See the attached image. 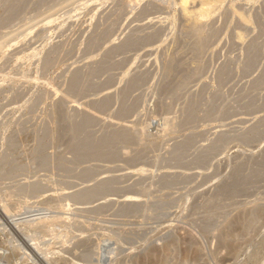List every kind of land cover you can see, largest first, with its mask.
<instances>
[{
	"label": "rangeland",
	"instance_id": "374dc122",
	"mask_svg": "<svg viewBox=\"0 0 264 264\" xmlns=\"http://www.w3.org/2000/svg\"><path fill=\"white\" fill-rule=\"evenodd\" d=\"M205 1L0 0L2 264H264V0H211L204 15ZM198 20L211 32L203 53ZM125 128L130 140L96 151ZM76 134L96 152L78 155ZM90 185L91 199L62 195ZM132 194L141 204L124 205ZM50 215L68 227L32 236L24 219Z\"/></svg>",
	"mask_w": 264,
	"mask_h": 264
},
{
	"label": "bare ground",
	"instance_id": "6f19581e",
	"mask_svg": "<svg viewBox=\"0 0 264 264\" xmlns=\"http://www.w3.org/2000/svg\"><path fill=\"white\" fill-rule=\"evenodd\" d=\"M8 1V0H7ZM12 1L13 0H11V2L10 3H12ZM15 3L17 2V1H14ZM189 2V0H182V5H184V6H186L187 5V3ZM7 3H9V2H7ZM18 3V2H17ZM11 5V4H10ZM17 5V4H16ZM15 5V6H16ZM18 5H20V4H18ZM17 5V6H18ZM203 5H204V7L202 8V12H203V14L204 15H206V14H208L209 12H210V6H211V0H206L204 3H203ZM8 6H9V4H8ZM13 10V9H12ZM16 10V9H15ZM14 10V11H15ZM17 11H19V10H17ZM11 12V11H10ZM19 13V12H18ZM18 13H16V14H18ZM13 14H15L14 12H13ZM9 15V14H8ZM7 15V16H8ZM9 16H11V15H9ZM17 16V15H16ZM3 18V17H2ZM7 18V17H6ZM10 18V17H9ZM2 20V19H1ZM5 20V19H4ZM5 22V21H4ZM192 33H194V35H195V37H194V35H193V37L194 38H192V39H194L193 41H194V44H193V47H194V49L196 50V51H198V52H200V53H203L204 52V50L206 49V47L208 46V43H209V38H210V35H211V32L208 30V29H204L203 28V23H202V21H200V20H198V21H196L194 24H193V26H192ZM5 35V34H4ZM6 35H8V34H6ZM150 37V36H149ZM145 38V37H144ZM148 38V37H147ZM130 39V38H129ZM134 39V38H133ZM3 40V39H2ZM2 40H0L1 42H0V50L5 46H3L2 47V45L4 44L3 42H2ZM9 40V39H8ZM7 40V41H8ZM13 40V39H12ZM139 40V39H138ZM143 40V39H142ZM131 41V40H130ZM5 42H6V40H5ZM9 42V41H8ZM127 42H129V41H127ZM126 42V43H127ZM133 42H135V41H131V42H129L128 43V45L129 46H131V44L133 43ZM126 43H123V44H125V48H127V46H126ZM136 43V42H135ZM6 44V43H5ZM97 44V43H96ZM120 45V44H119ZM95 46V45H94ZM116 46V45H115ZM90 47H91V44H90ZM117 47V49L119 48L118 46H116ZM122 47V46H121ZM132 47V46H131ZM92 48V47H91ZM111 48H113V47H111ZM108 49H106V51H107ZM114 50V49H113ZM119 50V49H118ZM124 50V49H123ZM109 51V50H108ZM111 51V50H110ZM115 51V50H114ZM117 52V51H116ZM105 54V53H104ZM109 54V53H108ZM113 55V54H112ZM105 56V55H104ZM108 56V55H107ZM103 57V56H102ZM112 58H113V56H111ZM104 58H106V57H104ZM104 60V59H103ZM108 60V59H107ZM109 62V61H108ZM107 62V63H108ZM112 62V61H111ZM110 62V63H111ZM94 63H96V62H94ZM99 63V62H98ZM97 63V64H98ZM102 63V62H101ZM103 63H104V61H103ZM115 63V62H114ZM102 65V64H101ZM115 65V64H114ZM93 66V65H92ZM111 66V65H110ZM98 67H100L101 68V66L99 65ZM112 67H114V66H112ZM111 67V68H112ZM93 67H91V69H92ZM104 68V67H103ZM94 71V70H93ZM75 72H78V71H75ZM81 72V71H80ZM80 72L78 73V74H80ZM86 73V72H85ZM87 74V73H86ZM96 74V73H95ZM87 75H89V74H87ZM82 76H85V74H83ZM74 77V76H73ZM80 78H83V77H81V74H80ZM90 78H91V76H90ZM84 79V78H83ZM137 79H138V76H137ZM256 79H258V78H256ZM261 79H263V78H261ZM260 79V80H261ZM77 81H78V77L77 76H75L74 78H73V86L74 87H72L73 89L78 85V83H77ZM71 82V81H70ZM70 82H68V83H70ZM79 82V84H80V81H78ZM84 82H87L85 79H84ZM83 82V84L82 85H84L85 83ZM91 82V81H90ZM261 82V81H260ZM259 82V83H260ZM87 83H89V82H87ZM94 83V82H93ZM137 83V82H136ZM258 84V83H257ZM69 85V84H68ZM86 86H88V87H90L89 86V84L87 85V84H85ZM92 85V84H91ZM94 85V84H93ZM131 85V84H130ZM260 85V84H259ZM69 86H71V85H69ZM80 86V85H79ZM86 86H84V87H86ZM82 87V86H81ZM79 87V89H82V88H84V87ZM127 87H129V86H127ZM126 87V88H127ZM71 88V87H70ZM130 88H131V86H130ZM90 89V88H89ZM125 89V88H124ZM82 90H84V89H82ZM86 90V89H85ZM128 90V89H127ZM130 90V89H129ZM72 91H76V90H72ZM78 91V90H77ZM80 91V90H79ZM88 91V90H87ZM122 91V90H121ZM125 91V90H124ZM86 92V91H85ZM111 92V91H110ZM108 93L107 95H105L106 97L105 98H108V97H110V96H112V94L111 93ZM82 93V92H81ZM126 93V92H125ZM114 94V93H113ZM78 95V94H77ZM73 96H75V95H73ZM115 96V95H114ZM126 97V96H125ZM101 98V97H100ZM103 98V97H102ZM124 98V97H123ZM94 99V98H93ZM91 100V99H90ZM107 100V99H106ZM87 101V100H86ZM102 101H103V103L101 104L102 106H105L106 104H107V101L104 103V99H102ZM97 103H98V100L96 101ZM124 102H126V101H124ZM86 103V102H85ZM109 103H110V99H109ZM88 104V103H87ZM90 104V103H89ZM94 104H96V103H94ZM77 105H79V104H76L75 106L76 107H81L80 105L79 106H77ZM86 105V104H85ZM92 105V104H91ZM192 105H195V104H193L192 103ZM89 106V105H88ZM101 106V107H102ZM126 106V105H125ZM125 106H124V108H125ZM82 107H83V105H82ZM85 107V106H84ZM94 107V106H93ZM106 107V106H105ZM104 107V108H105ZM195 107V106H194ZM90 108V107H89ZM96 108V107H95ZM97 108H99V107H97ZM123 108V107H122ZM130 108V107H129ZM79 109V108H78ZM81 110H82V108H80ZM79 109V110H80ZM84 109V108H83ZM86 109V108H85ZM126 109V108H125ZM73 110V109H72ZM78 110V111H79ZM91 110H94V109H92L91 108ZM90 110V111H91ZM96 110V109H95ZM98 110H100V109H98ZM105 110V109H104ZM124 110V109H123ZM74 111H75V109H74ZM92 112H94V111H92ZM98 112V111H97ZM124 112V111H123ZM70 113V112H69ZM74 113V112H73ZM81 113V112H80ZM67 114V113H66ZM75 114V113H74ZM83 114V113H82ZM85 114H86V112H85ZM96 114V113H95ZM95 114H92V116L93 115H95ZM78 115V114H77ZM84 115V114H83ZM91 114H89L88 113V115L86 114L85 116H86V118L85 119H87V120H89V119H91V118H93L92 116H90ZM71 116V115H70ZM72 116H74V115H72ZM90 116V117H89ZM61 118V117H60ZM72 118V117H71ZM70 118V119H71ZM75 118V117H74ZM52 119V118H51ZM59 119V118H58ZM177 119V118H176ZM50 120V119H49ZM49 120H47L46 122H48ZM60 120H62V119H60ZM65 120V119H64ZM73 120H75V119H73ZM78 120H79V118H78ZM93 120V119H92ZM95 120V119H94ZM167 120V128H166V130L164 131V132H166V131H168V133H169V129H170V127H169V123H170V119H169V117H168V119H165V121ZM172 120H174V118L172 119ZM56 121V120H55ZM59 121V120H58ZM70 121V120H69ZM72 121V120H71ZM80 121H82L81 119H80ZM45 122V123H46ZM51 122V121H50ZM64 122V121H63ZM67 122V121H66ZM76 122V121H75ZM86 122V121H85ZM87 122H89V121H87ZM90 122H92V121H90ZM89 122V123H90ZM94 122V121H93ZM57 123V122H56ZM175 123V122H174ZM47 124V123H46ZM51 124V123H50ZM67 124V126L66 127H68V122L66 123ZM76 124V123H75ZM80 124V123H79ZM172 124V123H171ZM48 125H49V123H48ZM71 125H72V123H71ZM77 125L78 124H76V126L74 127V128H76L77 129ZM84 125V124H83ZM82 125V126H83ZM166 124H164V126H165ZM44 126H45V124H44ZM43 126V127H44ZM73 126V125H72ZM85 126V125H84ZM86 126H87V123H86ZM46 127H47V125H46ZM53 127V126H52ZM52 127H51V129H52ZM58 127V126H57ZM64 127V126H63ZM89 127V126H88ZM173 127H175L174 125H173ZM25 128V127H24ZM23 128V129H24ZM45 128V127H44ZM49 128H50V125H49ZM37 129V128H36ZM35 129V130H36ZM40 129V128H39ZM46 129V128H45ZM58 129V128H57ZM66 129H68V128H66ZM126 129V128H125ZM129 129V128H128ZM134 129V128H133ZM138 129V128H137ZM142 129H144V128H142ZM173 129V128H172ZM171 129V131L172 132H174L173 130ZM38 130V129H37ZM36 130V131H37ZM74 130V129H73ZM80 130V129H79ZM114 130V129H113ZM118 130V129H117ZM113 131V134L110 136V138H108V140H103V141H101V140H99V143L97 144V149H96V147H95V149H96V151L97 150H99V148L101 149H104V147H110V146H112L115 142H118V140H124V139H126V140H130L131 138H130V133L132 132L131 130L129 131V130H127V131H125V132H127L126 134H124L123 133V131H120V130H118V131ZM122 130V129H121ZM124 130V129H123ZM41 131V130H40ZM65 131V130H64ZM77 131H78V129H77ZM137 131V130H136ZM141 131H143L144 133H145V131L146 130H141ZM39 132V131H38ZM46 132V131H45ZM62 132V131H61ZM70 132V131H69ZM73 133H74V131H72ZM79 132V131H78ZM87 132V131H86ZM130 132V133H129ZM221 132V131H220ZM23 133V132H22ZM42 133V132H41ZM48 133H49V131H48ZM53 133V132H52ZM82 133V132H81ZM90 133H92V132H90ZM129 133V134H128ZM138 133V132H137ZM141 133V135H143L142 134V132H140ZM140 133H138V134H140ZM219 133V132H218ZM222 133H224V132H222ZM24 134V133H23ZM128 134V135H127ZM136 134V133H135ZM134 134V135H135ZM147 134V133H146ZM146 134H144V135H146ZM165 134H167V133H165ZM26 135H28V134H26ZM45 135H46V133H45ZM44 135V136H45ZM52 135V134H51ZM75 135V134H74ZM77 135L78 134H76V136L75 137H77ZM89 135V134H88ZM86 136V135H84L85 137L84 138H82L81 136H79L78 137V140H76V139H74L75 141H73V146L72 145H70L71 146V148L73 149V150H75V152L78 154V155H80L81 157H83L82 156V154L83 153H93L94 154V152H96L95 151V149H93L94 147V145H91V138H93V136L90 138L89 136ZM104 135V134H103ZM106 135V134H105ZM144 135H143V137H144ZM224 135V134H223ZM222 135V136H223ZM42 136V135H41ZM53 136V135H52ZM63 136V135H62ZM66 136V135H65ZM20 137V136H19ZM61 137V136H60ZM82 138V139H79V138ZM106 137V136H105ZM105 137H103L104 139H105ZM128 137V138H127ZM133 137V136H132ZM140 137V136H139ZM22 139H24L23 137H21ZM46 138V137H45ZM67 138V137H66ZM221 138V137H220ZM50 139V138H49ZM57 139H59V138H57ZM69 139V138H68ZM67 139V140H68ZM107 139V138H106ZM133 139V138H132ZM38 140H39V136H38ZM61 140H63V139H61ZM71 140V139H70ZM125 140V141H126ZM142 140L143 139H140V141L142 142ZM24 141H26V140H23V142ZM41 141V140H40ZM40 141H39V143H40ZM47 141V140H46ZM50 141V140H49ZM48 141V142H49ZM52 141V140H51ZM56 141V140H55ZM72 141V140H71ZM122 141H119V142H121L122 143ZM124 141V142H125ZM218 141V140H217ZM38 142V141H37ZM43 142V141H42ZM62 142V141H61ZM75 142V143H74ZM93 142V141H92ZM131 142V141H130ZM223 142V141H222ZM225 142V141H224ZM36 143V142H35ZM39 143L37 144V146L36 147H38V145H39ZM52 143V142H51ZM87 143H89V145H91V146H89L90 147V149L91 150H87V146H88V144ZM94 143V142H93ZM219 143H221V142H219ZM25 144V143H24ZM41 144V143H40ZM46 144H48V143H46ZM64 144V143H63ZM116 144V143H115ZM43 145H44V143H43ZM144 145V144H143ZM45 146V145H44ZM62 146V145H61ZM117 146H119V145H117ZM209 146H210V144H209ZM209 146H203L202 145V148L203 149H208L209 148ZM214 146V145H213ZM215 146H217V145H215ZM46 147V146H45ZM67 147V146H66ZM114 147V146H113ZM40 148V147H39ZM65 148V147H64ZM68 148V147H67ZM71 148H69V149H71ZM201 148V147H200ZM38 149V148H37ZM41 149V148H40ZM43 149V148H42ZM41 149V150H42ZM116 149V148H115ZM140 149V148H139ZM181 149V148H180ZM210 149V148H209ZM47 150V149H46ZM109 150V149H108ZM117 150V149H116ZM181 150H183V149H181ZM180 150V151H181ZM211 150V149H210ZM44 151H45V149H44ZM176 151H177V148H176ZM178 151H179V149H178ZM179 151V152H180ZM184 151V150H183ZM202 151V150H201ZM205 151V150H204ZM33 152V151H32ZM39 152V151H38ZM58 152V151H57ZM61 153H62V151H60ZM82 152V153H81ZM111 152V151H110ZM206 152H207V150H206ZM37 153V152H36ZM49 153H51V152H49ZM60 153V154H61ZM67 153V152H66ZM100 153V152H99ZM115 153H116V151H115ZM176 153V152H175ZM32 154H35V153H32ZM41 154V153H40ZM42 154H43V152H42ZM52 154V153H51ZM57 153H55L54 155H56ZM70 154V153H69ZM68 154V155H69ZM72 154H74V152L72 153ZM102 154H104V153H102ZM107 154H108V152H107ZM111 154V153H110ZM38 155H39V153H38ZM48 155V154H47ZM53 155V156H54ZM75 155V154H74ZM77 155V156H78ZM85 155V154H84ZM88 155H90V154H88ZM97 155H98V153H97ZM113 155V154H112ZM178 155V154H177ZM180 155H181V153H180ZM183 155V154H182ZM181 155V156H182ZM34 156H36V155H34ZM42 156V155H41ZM52 156V155H51ZM52 156V157H53ZM58 156H60V155H58ZM64 156L66 157V154H64ZM93 156V155H92ZM99 156V155H98ZM103 156V155H102ZM105 156V155H104ZM103 156V157H104ZM108 156V155H107ZM138 156V155H137ZM136 156V157H137ZM176 156V155H175ZM4 157V156H3ZM6 157V156H5ZM29 157V156H28ZM31 157H32V155H31ZM55 157V156H54ZM73 157V156H72ZM71 157V158H72ZM75 157V156H74ZM73 157V158H74ZM91 157V156H90ZM94 157V156H93ZM111 157V156H110ZM133 157V156H132ZM180 157V156H179ZM2 158V157H1ZM43 158V157H42ZM48 158V157H47ZM47 158H44V159H46V160H48ZM63 158V157H62ZM62 158H59L58 157V159H62ZM78 158V157H77ZM80 158V157H79ZM89 158V157H88ZM178 158V157H177ZM3 159V158H2ZM30 159V158H29ZM34 159V158H33ZM55 159V158H54ZM66 159H68V158H66ZM84 159H85V157H84ZM83 159V160H84ZM182 159V158H181ZM4 160V159H3ZM2 160V161H3ZM31 160H32V158H31ZM42 160V159H41ZM63 160V159H62ZM70 160V159H69ZM68 160V161H69ZM78 160V159H77ZM86 160V159H85ZM52 161V160H51ZM56 161H58V160H56ZM67 161V162H68ZM80 161H81V159H80ZM5 162V161H4ZM39 162V161H38ZM49 162V161H48ZM53 162V161H52ZM59 162V161H58ZM61 162V161H60ZM66 162V161H65ZM70 162V161H69ZM72 162V161H71ZM75 162H77V161H75L74 160V162H73V164L72 165H74V163ZM2 163V162H1ZM64 163V162H63ZM28 164H30V163H28ZM41 164H43V163H41ZM53 164V163H52ZM54 164H56V163H54ZM81 164V163H80ZM61 166H62V164H60ZM59 165V166H60ZM94 165V164H93ZM98 165V164H97ZM16 166V165H15ZM27 166V165H26ZM30 166V165H29ZM36 166V165H35ZM44 166V165H43ZM67 166V165H66ZM76 166V165H75ZM14 167V166H13ZM22 167V166H21ZM53 167V166H52ZM77 167V166H76ZM79 167V166H78ZM77 167V168H78ZM85 167V166H84ZM89 168L90 166H86L85 168ZM95 167H97V166H95ZM95 167H93V168H95ZM26 168V167H25ZM38 168V167H37ZM55 168H57V166L55 167ZM63 168H65L64 166H63ZM67 168V167H66ZM91 168V167H90ZM99 168V167H98ZM14 169V168H13ZM12 169V170H13ZM15 169H17L16 167H15ZM18 169H20V168H18ZM42 169V168H41ZM48 169H49V167H48ZM47 169V170H48ZM69 169V168H68ZM79 169V168H78ZM82 169L83 168H81L80 170L82 171ZM28 170V169H27ZM32 170V169H31ZM40 170V169H39ZM50 170V169H49ZM56 170H58V169H56ZM60 170V169H59ZM63 170H66V169H63ZM72 170V169H71ZM71 170H69V171H71ZM91 170H92V168H91ZM73 171H75V168H74V170ZM96 171V170H95ZM6 172H8V171H6ZM10 172V171H9ZM28 172V171H27ZM30 172V171H29ZM66 173H67V171H65ZM72 172V171H71ZM77 172V171H76ZM86 172V171H85ZM92 172V171H91ZM20 173V172H19ZM55 173V172H54ZM69 173V172H68ZM67 173V174H68ZM80 173V172H79ZM11 174H12V172H11ZM11 174H9V176L11 175ZM15 174H17V173H15ZM58 174V173H57ZM70 174H72V173H70ZM69 174V175H70ZM78 174V173H77ZM76 174V175H77ZM85 174V173H84ZM4 175H6V173L4 174ZM79 175V174H78ZM93 175H95V174H93ZM98 175V174H97ZM8 176V177H9ZM73 176H74V174H73ZM80 176V175H79ZM86 176V175H85ZM8 177H6V178H8ZM11 177V176H10ZM16 177V176H15ZM78 177V176H77ZM90 177V176H89ZM12 178V177H11ZM69 178V177H68ZM75 178V177H74ZM83 178V177H82ZM86 178H88L87 176H86ZM103 178V177H102ZM107 178V177H106ZM111 178V177H110ZM81 179V178H80ZM69 180H70V178H69ZM75 180V179H74ZM88 180H90V179H88ZM93 180H95V179H93ZM105 180V179H104ZM112 180V179H111ZM73 181V180H72ZM71 181V182H72ZM87 181V180H86ZM85 181V182H86ZM91 181V180H90ZM103 181V180H102ZM101 180L99 181V182H102ZM77 182V181H76ZM79 182V181H78ZM107 182V181H106ZM111 182V181H110ZM113 182V181H112ZM67 183V182H66ZM70 183V182H69ZM93 183V182H92ZM27 184V183H26ZM32 184V183H31ZM74 183L72 182V185H73ZM77 184V183H76ZM76 184H74V185H76ZM91 184V183H90ZM99 184V183H98ZM102 184H104L103 182H102ZM107 184H108V182H107ZM111 184V183H110ZM24 184H22V186H23ZM101 185V184H100ZM109 185V184H108ZM20 186V185H19ZM30 186V185H29ZM87 186V185H86ZM92 185H90V186H88V187H86L85 189H79L80 191H78L77 190V192H73L72 191V193H64V194H62V195H64V196H66V197H69L70 195L71 196H73V199L75 198V197H78V198H80V199H84V200H86V198L87 199H91V198H88V197H90V195L91 194H93L98 188L94 185V186H92ZM103 186V185H102ZM101 186V187H102ZM107 186V185H106ZM21 187V186H20ZM36 187H37V185H36ZM67 187L68 188H70L68 185H67ZM73 187V186H72ZM75 187V186H74ZM85 187V186H84ZM98 187H100L99 185H98ZM104 187V186H103ZM27 188V187H26ZM25 187H24V189H26ZM31 188V187H30ZM67 188V189H68ZM111 188V187H110ZM27 189H29V188H27ZM107 189H109V187L107 188ZM113 189V188H112ZM20 190H21V188H20ZM30 190V189H29ZM42 190V189H41ZM99 190V189H98ZM103 190V189H102ZM110 190V189H109ZM19 191V190H18ZM27 191V190H26ZM32 191V190H31ZM30 191V192H31ZM40 191V190H39ZM104 191V190H103ZM20 192V191H19ZM25 192V191H24ZM33 193L35 192L34 190L32 191ZM38 192V191H37ZM29 193V192H28ZM97 193V192H96ZM103 193V192H102ZM107 193V192H106ZM2 194L3 193H1V196H2ZM18 194V193H17ZM22 194V193H21ZM27 193H25V195H26ZM22 195H24V194H22ZM25 195H24V197H25ZM31 195H33V194H31ZM30 195V196H31ZM35 195L36 194H34V197H35ZM101 195V194H100ZM28 196H29V194H28ZM37 196H38V194H37ZM93 196H95V195H93ZM105 196H106V194H105ZM104 196V197H105ZM4 197V196H3ZM22 197V196H21ZM27 197V196H26ZM33 197V196H32ZM29 198V197H28ZM94 198V197H93ZM6 199V198H5ZM5 199H3V200H5ZM11 199V198H10ZM68 199V198H67ZM103 199V198H102ZM112 199V198H111ZM99 200V199H98ZM108 200V202L109 201H111V200H109V199H107ZM112 200H114V199H112ZM1 201V200H0ZM21 201H23V199L21 200ZM90 201V200H89ZM104 201V200H103ZM19 202H20V200H19ZM18 202V203H19ZM29 202V201H28ZM35 202V201H34ZM115 202V201H114ZM114 202H112V203H114ZM123 203H124V205H135V206H137V204H141V199L139 198V196H137L136 194L135 195H131V196H127L123 201H122ZM1 203H2V201H1ZM22 203V202H21ZM31 203V202H30ZM40 203H41V201H40ZM84 203V202H83ZM100 203V202H99ZM104 203V202H103ZM12 204V203H11ZM28 204V203H27ZM34 204H36V202L34 203ZM47 204V203H46ZM63 204V203H62ZM91 204V203H90ZM106 204V203H105ZM111 204V203H110ZM7 205L8 204H3V207H4V210L6 209L7 210ZM22 205V204H21ZM49 205V204H48ZM59 205H60V203H59ZM87 205V204H86ZM109 205V204H108ZM10 206V205H9ZM18 206V205H17ZM40 206V205H39ZM38 206V207H39ZM53 206V205H52ZM89 206V205H88ZM99 206V205H98ZM98 206H96L97 208H98ZM12 207V206H11ZM28 207V206H27ZM26 207V208H27ZM29 207H31V205H29ZM48 207V206H47ZM60 206H55L54 207V209L55 208H59ZM101 207V206H100ZM148 207V206H147ZM80 208V207H79ZM82 208V207H81ZM123 208H124V206H123ZM128 208V207H127ZM126 208V209H127ZM132 208V207H131ZM137 208V207H136ZM256 208V207H255ZM31 209V208H30ZM46 209V208H45ZM91 209H92V207H91ZM148 209V208H147ZM3 210V211H4ZM15 210V209H14ZM20 210V209H19ZM59 210H60V208H59ZM86 210H87V207H86ZM93 210H95V209H93ZM102 210V209H101ZM100 210V211H101ZM123 210V209H122ZM144 210H145V206H144ZM11 211V210H10ZM9 211V212H10ZM90 211V210H89ZM98 211H99V209H98ZM98 211H97V213H98ZM105 211H106V207H105ZM129 211H130V209H129ZM260 211H262V210H260ZM23 212V211H22ZM85 212V211H84ZM91 212V211H90ZM103 212V211H102ZM102 212H100V214H102ZM128 212V211H127ZM17 213V212H16ZM28 213V212H27ZM30 213H32V212H30ZM29 213V214H30ZM45 213V212H44ZM48 214V213H47ZM94 214H96V213H94ZM128 214V213H127ZM136 214V213H135ZM3 215V214H2ZM14 215V214H13ZM20 215V214H19ZM24 215V214H23ZM33 215H35V214H33ZM39 215H41V214H39ZM45 215V214H44ZM61 215V214H60ZM96 215H98V214H96ZM132 215V214H131ZM4 216H6V213H4ZM36 216V215H35ZM101 216H103V215H101ZM26 217V216H25ZM32 217V216H31ZM22 218V217H21ZM63 218H65V217H63ZM6 220L8 221V223L10 224V225H12V226H15V225H17L20 221L17 219V218H15V217H13L12 215L10 216V217H8V218H6ZM25 221H26V223L27 224H29V228H28V231H30V233L32 234V232L34 231H36V230H41V229H44V231H49V230H52V228H53V226L55 227V225H57L58 224V226H59V224H65V223H68V221H67V219H62V216H57V215H50V216H41V217H32L31 219L30 218H27V219H24ZM74 220H76V219H74ZM24 221V222H25ZM73 221V220H72ZM81 221V220H80ZM23 223V222H22ZM84 224V223H83ZM82 224V225H83ZM230 224V223H229ZM228 224V225H229ZM7 225V224H6ZM65 225H67V224H65ZM69 225V224H68ZM68 225H67V227H68ZM71 225H72V223H71ZM77 225V224H76ZM2 226V225H1ZM18 226V225H17ZM81 226V225H80ZM16 227V226H15ZM19 227V226H18ZM17 227V228H18ZM28 227V226H27ZM73 227V226H72ZM82 227V226H81ZM227 227V226H226ZM226 227H225V229L224 230H226ZM59 228V227H58ZM61 228V227H60ZM66 228V227H65ZM75 228V227H74ZM78 228V227H77ZM76 228V229H77ZM53 229H55V228H53ZM9 230H11V229H9ZM14 230V229H13ZM39 230V231H40ZM67 230V229H66ZM53 231V230H52ZM221 231V230H220ZM20 232V231H19ZM33 232V233H34ZM42 232H43V230H42ZM55 232V231H54ZM60 232V231H59ZM63 232V231H62ZM74 232V231H73ZM12 233V232H11ZM29 233V232H28ZM51 233V232H50ZM61 233V232H60ZM66 233V232H65ZM219 233V232H218ZM226 233V232H225ZM13 234V233H12ZM24 234L26 235V232H24ZM63 234V233H62ZM61 234V235H62ZM67 234V233H66ZM34 234H32V236H33ZM39 235V234H38ZM60 235V236H61ZM220 235H221V233H220ZM19 236V235H18ZM29 236V235H28ZM35 236V235H34ZM52 236H53V234H52ZM68 236V235H67ZM11 238H12V236H10ZM16 237V236H15ZM25 237V236H24ZM36 237V236H35ZM44 237V236H43ZM54 237V236H53ZM62 237V236H61ZM222 237V236H221ZM21 238V237H20ZM45 238V237H44ZM47 238H48V236H47ZM56 238H58V237H56ZM17 239V238H16ZM35 239V238H34ZM33 239V237H32V240H33V243H31L32 245H34V246H32V248H31V250H33V251H36L35 250V248L38 250H40V247L42 246H40L39 244H38V242H36V241H39V239H37V240H34ZM41 239V238H40ZM53 239V238H52ZM58 240V239H57ZM62 241H63V238L61 239ZM60 240V241H61ZM19 241V240H18ZM27 241V240H26ZM29 241V240H28ZM56 241V240H55ZM60 241H59V243H60ZM69 241V240H68ZM222 241V240H221ZM224 241V240H223ZM54 242V241H53ZM51 243V242H50ZM224 243V242H223ZM12 244V243H11ZM30 244V245H31ZM14 245H16V244H14ZM54 245V244H53ZM24 246V245H23ZM44 246H46L47 247V245H44ZM48 246H50V244L48 245ZM64 246V245H63ZM17 247V246H16ZM19 247V246H18ZM17 247V248H18ZM31 247V246H30ZM15 248V247H14ZM25 248V247H24ZM29 248V247H28ZM43 247H41V249H42ZM45 248V247H44ZM66 248V247H65ZM30 249V248H29ZM51 249V248H50ZM62 249V248H61ZM60 249V250H61ZM198 249V248H197ZM45 250H46V248H45ZM48 250H49V248H48ZM48 250L46 251V254L48 253H51V252H48ZM64 250V249H63ZM66 250V249H65ZM41 251V250H40ZM42 251H44L43 249H42ZM24 252H26L25 250H24ZM64 252V251H63ZM29 253V252H28ZM33 253V252H32ZM35 253V252H34ZM38 253V252H37ZM40 254L42 253V252H39ZM44 253V252H43ZM43 253L41 254V255H43ZM200 253V252H199ZM47 254V255H48ZM22 255V254H21ZM26 255V254H25ZM24 255V256H25ZM34 255H36V254H34ZM39 255V254H38ZM37 256V255H36ZM44 256V255H43ZM49 256V255H48ZM21 257H23V256H21ZM30 257H31V255H30ZM37 257H39V256H37ZM45 257H46V259H48L47 258V256L45 255ZM52 257V256H51ZM18 259H20V258H18ZM24 259V258H23ZM40 259V258H39ZM42 259V258H41ZM45 259V260H46ZM49 260V259H48ZM37 260H35V262H36ZM51 261V260H50ZM89 261V260H88ZM91 261H93V260H91ZM40 262H41V260H40ZM42 262H43V260H42ZM100 262V261H99ZM53 263V262H52ZM56 263V262H55ZM54 263V264H55ZM90 263V262H89ZM44 264V263H43ZM47 264H49V262L47 263Z\"/></svg>",
	"mask_w": 264,
	"mask_h": 264
},
{
	"label": "built area",
	"instance_id": "2783aa9c",
	"mask_svg": "<svg viewBox=\"0 0 264 264\" xmlns=\"http://www.w3.org/2000/svg\"><path fill=\"white\" fill-rule=\"evenodd\" d=\"M0 264H2V263L0 262Z\"/></svg>",
	"mask_w": 264,
	"mask_h": 264
}]
</instances>
